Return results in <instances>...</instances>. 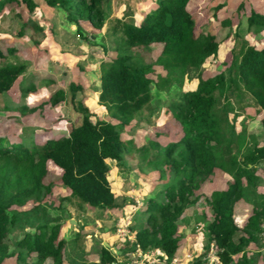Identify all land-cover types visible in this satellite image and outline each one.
I'll return each instance as SVG.
<instances>
[{
  "label": "trees",
  "instance_id": "trees-1",
  "mask_svg": "<svg viewBox=\"0 0 264 264\" xmlns=\"http://www.w3.org/2000/svg\"><path fill=\"white\" fill-rule=\"evenodd\" d=\"M46 4L66 11L69 21L82 20L97 30L107 20L105 0H47ZM188 4L189 0H159L138 24L132 13L116 19L112 29L116 56L101 63L99 76L98 103L110 121H93L89 109L75 99L81 88L70 85V101L81 122L72 126L67 135L21 142L0 138V264L14 256L22 264L32 256L34 264L65 262L64 241L57 239L58 225L47 229L46 223H37L30 234L23 229L24 219L17 211L30 203L36 211L33 222L39 216L45 218L39 202L50 190L44 183L48 162L60 171L61 184L69 191L62 200L73 199L80 209L85 206L114 212L125 208L126 201L120 202L114 196L109 163L123 168L124 154H134L142 169L159 174L167 171L171 175L160 190L163 200L147 201L155 210L145 209V223L131 226L143 251L159 250L168 258L175 255L181 240L178 221L203 199L197 193L217 170L232 183L204 198L211 213L204 229L206 241L216 244L223 264H257L260 257L264 260L262 254L250 256L246 252L250 245L261 244L264 195L258 190L260 178L256 172L264 164V142L259 145L254 137L249 140L245 130L237 131L229 119L230 114L237 116L247 108L255 109L264 132V44L257 48L235 37L225 71L203 79L202 66L207 59L216 57L219 43L209 32L195 34ZM9 5H23L29 11L33 8L30 0H0V11ZM221 8L220 5L215 11ZM223 24L228 25V21ZM246 26L248 32L263 31L264 15L251 11ZM151 45L161 46L154 64L167 72L155 81L149 77L152 64L125 54ZM0 59L3 60L1 53ZM25 69L23 63H0V95L13 87ZM187 69L197 72L198 82L195 90L182 94L170 106L172 121L179 130L177 135L163 143L159 141L163 135L155 133L140 148L124 141V128L150 112L151 86L158 91L167 90L172 82L169 72ZM62 94L56 92L52 102H58ZM17 110L22 115L33 111L26 107ZM238 201L251 203L250 215L242 226L233 220V206ZM17 225L21 235L11 244L9 235ZM115 259L101 245L94 264H110Z\"/></svg>",
  "mask_w": 264,
  "mask_h": 264
},
{
  "label": "rangeland",
  "instance_id": "rangeland-1",
  "mask_svg": "<svg viewBox=\"0 0 264 264\" xmlns=\"http://www.w3.org/2000/svg\"><path fill=\"white\" fill-rule=\"evenodd\" d=\"M30 1L33 5L30 11L23 5H9L0 11V53L3 58L0 63L26 65L25 72L13 87L0 95V138L21 142L42 141L48 137L67 135L72 126L81 122L80 114L70 101V85L81 88V93H77L75 99L89 109L93 121H110L98 103V93L100 65L116 56L112 35L115 21L124 18L127 13H132L135 24H138L142 15L153 9L159 0H105L107 20L101 30L82 20L76 23L69 21L66 11L49 7L47 0ZM220 5L223 8L215 11ZM187 10L194 20L195 34L209 32L219 43L216 57L207 59L202 66L203 79L225 71L231 60L235 37L257 48L264 44V30L255 34L248 32L246 26V18L251 11L264 15V0H189ZM224 21H228V25L223 24ZM160 52V45H151L148 48L125 51V54L142 63L152 64L153 73L149 77L155 81L157 77L167 74L154 64ZM169 76L172 82L167 90L158 91L151 86L149 114L144 113L141 119L125 127L121 134L124 141H131L136 148L145 145L155 133L163 135L159 141L168 143V138L179 132L178 126L172 121L170 106L182 94L195 90L198 77L197 72L192 69L174 70L169 72ZM56 92L63 93L62 98L53 103ZM20 107L33 111L22 115L17 110ZM238 114L229 115L236 130L244 129L249 140L254 137L256 143L261 145L264 142V132L255 109L247 108L244 113ZM121 167L114 162L109 163L108 177L117 198L125 199V209L102 212L85 206L80 209L73 199L62 200L68 197L69 191L61 184L60 171L48 162L44 183L50 190L39 202L46 216H39L38 221L33 222L32 217L36 213L33 210L34 205L29 203L18 208L17 211L24 219L23 229L31 234L34 231L32 227L37 223H46L47 229L54 224L58 225L57 239L64 241L63 264H94L99 259L102 242L111 244V250L115 253L125 251L120 248L119 240L111 243L118 220L132 212L131 226L143 225L145 209L155 210L153 205H147V201L154 198L157 201L163 200V196L159 195L160 190L169 182L171 175L167 171L159 174L142 169L134 154H124V166ZM256 173L260 178L258 190L264 195V164ZM230 183L232 180L229 177L216 170L211 179L201 185L202 188L197 194L203 199L187 209L178 221L180 246L184 244L185 247L187 236L191 237L192 234L199 240L203 237L206 240L204 229L211 220V213L204 198L214 190L227 189ZM130 198L131 203L127 205ZM132 199L142 203L141 209L134 211L135 204ZM250 208L251 203L247 201L236 202L233 206L234 222L242 226V222L250 215ZM261 226L264 227V216ZM130 230L134 231L133 228ZM21 231L19 225L14 227L9 235L11 244L19 238ZM78 234L81 236L76 240ZM263 245L261 242L258 246L247 247L246 252L250 256L261 253L264 256ZM259 259L257 264H264L263 257ZM34 261L32 256L25 260V264H34ZM2 264L22 263L14 256L4 260Z\"/></svg>",
  "mask_w": 264,
  "mask_h": 264
},
{
  "label": "built area",
  "instance_id": "built-area-1",
  "mask_svg": "<svg viewBox=\"0 0 264 264\" xmlns=\"http://www.w3.org/2000/svg\"><path fill=\"white\" fill-rule=\"evenodd\" d=\"M133 202L135 203L134 211L141 209L142 203L139 200L133 199ZM131 213L129 212L120 218L115 228L116 240L127 245L130 252L126 253L122 259L116 258L110 264H223L220 259V251L213 241H208L205 245L206 241L196 243L194 240V245L189 251L180 256L176 254L172 258H168L159 250L143 251L136 241L134 233L130 230L133 219ZM261 230L260 236L264 243V227ZM111 254L115 255L114 251Z\"/></svg>",
  "mask_w": 264,
  "mask_h": 264
},
{
  "label": "crops",
  "instance_id": "crops-1",
  "mask_svg": "<svg viewBox=\"0 0 264 264\" xmlns=\"http://www.w3.org/2000/svg\"><path fill=\"white\" fill-rule=\"evenodd\" d=\"M109 181H110V179H109ZM110 185H111V182H110ZM111 188H112V186H111ZM114 188V187H113ZM113 191V190H112ZM114 193V192H113ZM114 196L117 198V196L114 194ZM130 201H131V198H130ZM125 209V208H124ZM250 211H251V208H250V210H249V213H250ZM233 216H234V214H233ZM244 223V221L242 222V224ZM238 226H240V224H238V223H236ZM181 235V234H180ZM195 237H197V236H193V234H192V236L190 237V235H189V237L187 236V241H186V245H185V247H183L184 246V244L183 245H181L180 246V242H179V246H178V249H177V251H176V253H175V255L177 254V255H182L183 253H185V252H187V251H189L191 248H192V246L194 245V240H196V243H200L201 241L203 242L204 241V239L202 240V238L199 240L198 239V241H197V239H195ZM204 238V237H203ZM111 243L113 244L114 243V241H116V237L115 236H113L112 235V237H111ZM181 241V240H180ZM206 241V240H205ZM261 242H262V245L264 244L263 243V241H262V239H261ZM103 243V242H102ZM204 243V242H203ZM108 244V243H107ZM102 245V244H101ZM108 249L110 250V252H112L113 250H111V244H108ZM251 246H253V244L252 245H250L249 247H251ZM183 247V248H182ZM263 247H264V245H263ZM120 248H123V249H125V251H119V252H117V253H115L116 254V258H119V259H122V257L126 254V253H129L130 251L128 250V246L127 245H125V244H122L121 243V246H120ZM128 250V251H127ZM248 254V253H247ZM262 254V253H261ZM249 255V254H248ZM235 257H239V256H235ZM234 257V258H235ZM260 261V260H259Z\"/></svg>",
  "mask_w": 264,
  "mask_h": 264
},
{
  "label": "water",
  "instance_id": "water-1",
  "mask_svg": "<svg viewBox=\"0 0 264 264\" xmlns=\"http://www.w3.org/2000/svg\"><path fill=\"white\" fill-rule=\"evenodd\" d=\"M71 223H74L73 221H71ZM102 245L104 246V247H106V248H108L109 246H108V244L106 243V242H103L102 243Z\"/></svg>",
  "mask_w": 264,
  "mask_h": 264
},
{
  "label": "clouds",
  "instance_id": "clouds-1",
  "mask_svg": "<svg viewBox=\"0 0 264 264\" xmlns=\"http://www.w3.org/2000/svg\"><path fill=\"white\" fill-rule=\"evenodd\" d=\"M133 200V199H132ZM135 204V203H134Z\"/></svg>",
  "mask_w": 264,
  "mask_h": 264
}]
</instances>
